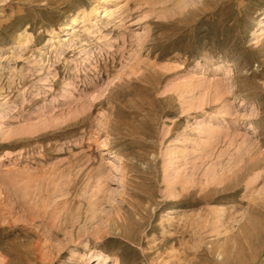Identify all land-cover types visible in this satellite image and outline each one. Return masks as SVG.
Returning a JSON list of instances; mask_svg holds the SVG:
<instances>
[{
	"label": "rangeland",
	"instance_id": "rangeland-1",
	"mask_svg": "<svg viewBox=\"0 0 264 264\" xmlns=\"http://www.w3.org/2000/svg\"><path fill=\"white\" fill-rule=\"evenodd\" d=\"M0 264H264V0H0Z\"/></svg>",
	"mask_w": 264,
	"mask_h": 264
},
{
	"label": "bare ground",
	"instance_id": "bare-ground-1",
	"mask_svg": "<svg viewBox=\"0 0 264 264\" xmlns=\"http://www.w3.org/2000/svg\"><path fill=\"white\" fill-rule=\"evenodd\" d=\"M239 240H240V239H239ZM239 240H238V241H239ZM210 246H211V245H210ZM234 246H235V245H234ZM234 248H235V247H234ZM224 253H225V252H224ZM225 254H226V253H225Z\"/></svg>",
	"mask_w": 264,
	"mask_h": 264
}]
</instances>
